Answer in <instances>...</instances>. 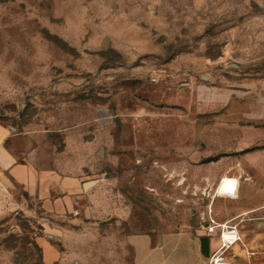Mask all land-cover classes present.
<instances>
[{
  "label": "rangeland",
  "instance_id": "rangeland-1",
  "mask_svg": "<svg viewBox=\"0 0 264 264\" xmlns=\"http://www.w3.org/2000/svg\"><path fill=\"white\" fill-rule=\"evenodd\" d=\"M0 124L93 183L64 214L17 186L0 264H133L130 234L262 209L264 0H0Z\"/></svg>",
  "mask_w": 264,
  "mask_h": 264
},
{
  "label": "crops",
  "instance_id": "crops-1",
  "mask_svg": "<svg viewBox=\"0 0 264 264\" xmlns=\"http://www.w3.org/2000/svg\"><path fill=\"white\" fill-rule=\"evenodd\" d=\"M22 139L11 131L9 125L0 124V221L25 207L26 197H17L13 192L17 186L34 191V198L45 208L56 198L59 202V207L55 206L58 214L72 210L74 204L80 202L79 199L87 198L92 188L86 187L93 183H86L81 176L63 173L53 165L46 167L39 162L37 149L30 144L24 145ZM245 213H237L224 221L215 219L218 223L232 222L231 226H235L240 235L227 248L231 251L229 259L233 264H264V249L252 248L258 244L257 238L244 226V222L254 227L264 220V208L255 207ZM214 224L206 221L201 227L183 224L161 229L157 233L139 231L130 234L128 242L133 250V264H210V254L222 245L221 237L213 230ZM204 238H207L208 252L204 250ZM41 245L49 259L60 255H51V245ZM111 254L115 252L111 251Z\"/></svg>",
  "mask_w": 264,
  "mask_h": 264
},
{
  "label": "built area",
  "instance_id": "built-area-1",
  "mask_svg": "<svg viewBox=\"0 0 264 264\" xmlns=\"http://www.w3.org/2000/svg\"><path fill=\"white\" fill-rule=\"evenodd\" d=\"M214 223L215 221L212 220ZM226 235L231 238H226ZM220 237L222 239L221 249L219 248L217 251L210 254L209 262L210 264H233V262L223 255V252L232 244L235 240L240 238V235L235 228V226H225V228L221 231ZM223 249V250H222ZM222 250V251H221Z\"/></svg>",
  "mask_w": 264,
  "mask_h": 264
},
{
  "label": "water",
  "instance_id": "water-1",
  "mask_svg": "<svg viewBox=\"0 0 264 264\" xmlns=\"http://www.w3.org/2000/svg\"><path fill=\"white\" fill-rule=\"evenodd\" d=\"M106 42H107V39L104 40V44H105V45H106ZM99 154L103 155V153H102V148L100 149ZM203 246H204V250H205L206 252H208V249H207V238H204V239H203ZM205 248H206V249H205Z\"/></svg>",
  "mask_w": 264,
  "mask_h": 264
}]
</instances>
